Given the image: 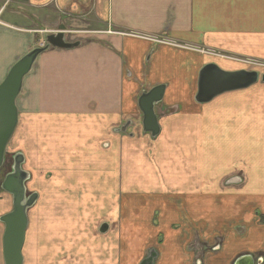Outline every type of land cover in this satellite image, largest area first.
Returning <instances> with one entry per match:
<instances>
[{
  "label": "crops",
  "instance_id": "0c3cea01",
  "mask_svg": "<svg viewBox=\"0 0 264 264\" xmlns=\"http://www.w3.org/2000/svg\"><path fill=\"white\" fill-rule=\"evenodd\" d=\"M72 23L91 39L42 51L15 100L6 149L22 153L37 194L23 264H139L151 251L153 264H264V82L194 99L204 65L237 71L235 59H264V0H0V83ZM159 84L153 138L137 98ZM180 101L188 163L129 147L161 135L157 109ZM137 160L142 172L162 162L167 177L134 175ZM11 209L0 191V217ZM3 232L0 221V264Z\"/></svg>",
  "mask_w": 264,
  "mask_h": 264
},
{
  "label": "water",
  "instance_id": "95a60500",
  "mask_svg": "<svg viewBox=\"0 0 264 264\" xmlns=\"http://www.w3.org/2000/svg\"><path fill=\"white\" fill-rule=\"evenodd\" d=\"M45 40L44 46L36 47L20 57L0 83V170L4 166L7 167L0 182V188L12 196L11 211L0 217L4 225L2 236L4 264H23L21 248L28 223L27 212L37 199V194L28 193L26 188L30 174L22 167L24 162L22 153H8L6 149L18 121L15 100L21 91L24 76L30 72L42 51L49 47L61 49L79 44L66 42L61 31L48 34ZM258 81L264 82V73L259 74L257 71L244 69L225 71L216 64L208 63L198 71L194 99L197 103H206L222 93L244 89ZM164 90V84L155 85L147 91L142 90L137 98L142 131L153 138L160 132L155 108L161 104ZM129 124L126 123L120 130L125 131ZM154 258L155 253L151 251L139 264H153Z\"/></svg>",
  "mask_w": 264,
  "mask_h": 264
},
{
  "label": "rangeland",
  "instance_id": "374dc122",
  "mask_svg": "<svg viewBox=\"0 0 264 264\" xmlns=\"http://www.w3.org/2000/svg\"><path fill=\"white\" fill-rule=\"evenodd\" d=\"M71 27H65L63 30H57L62 31L64 34V37L71 43L78 42L80 45L83 42L89 41L91 38L90 36V28L84 27L81 25H70ZM66 30V31H65ZM41 45H45L42 43ZM199 49L202 50L201 47ZM210 54H218L219 56L226 57V58H235L230 57L228 54H222L218 53V51L215 50H208ZM239 61L244 69H250L258 71L259 73H264V59L260 58H254V57H240L238 59H235ZM182 101H180L179 104H173V105H165L169 107V109H173L174 112L165 114V109L163 106L159 109H157V112L161 114V121H162V127H163V133L159 135L156 139H151L149 136L146 140L143 141V145L141 147H138L137 142L133 143L131 142L130 148L138 149V150H146L148 153L153 154L150 158H153L155 154L157 153L167 162V163H173L177 162L178 157L180 158L179 163L184 165V163H188V158L192 156L187 152V121H186V114H185V108L184 105H181ZM178 117L176 120H173L174 118ZM169 136L170 138L167 139L166 137ZM165 138V139H164ZM164 139V140H163ZM181 150L184 153H181ZM185 150V151H184ZM176 155V156H175ZM149 158V159H150ZM152 163V164H151ZM191 163H192V157H191ZM140 160L136 161V164L134 165L136 168L133 171L134 175H140L145 176V174H150L152 177L156 178L157 181L162 182L167 177V172L164 166L162 165V162L156 163L150 162L146 166V170L142 172L140 169L138 170L137 167H139ZM186 167V165H185ZM184 167V168H185ZM124 173L122 171H118V179H123ZM145 193V192H144ZM148 238L151 240L148 242L147 246L149 245H156L154 238H152L150 235ZM217 239L212 238V243L216 242ZM147 254V253H146Z\"/></svg>",
  "mask_w": 264,
  "mask_h": 264
},
{
  "label": "flooded vegetation",
  "instance_id": "af4514ba",
  "mask_svg": "<svg viewBox=\"0 0 264 264\" xmlns=\"http://www.w3.org/2000/svg\"><path fill=\"white\" fill-rule=\"evenodd\" d=\"M65 41L69 43V41L65 38ZM71 43V42H70Z\"/></svg>",
  "mask_w": 264,
  "mask_h": 264
}]
</instances>
